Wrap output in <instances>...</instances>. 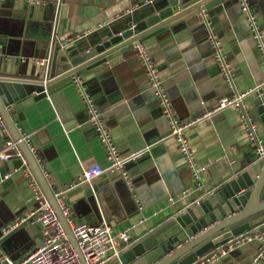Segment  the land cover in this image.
Segmentation results:
<instances>
[{
    "label": "crops",
    "instance_id": "1",
    "mask_svg": "<svg viewBox=\"0 0 264 264\" xmlns=\"http://www.w3.org/2000/svg\"><path fill=\"white\" fill-rule=\"evenodd\" d=\"M167 1L53 0L33 6L21 0H4L0 3V37L6 42L0 50L7 53L3 58L7 60L4 70L16 79H36L44 71L42 62L51 53L53 42L81 37L79 42L97 44L101 36L126 29L144 15L166 7ZM188 1L192 4L199 0ZM248 1L264 39V0ZM56 11L59 16L54 34ZM191 11L186 13L189 15L186 20L171 30L149 37L141 44L153 58L172 106L181 119L213 109L218 99L230 94L211 58L200 15H191ZM207 12L234 69L237 91L264 87V66L236 0H220ZM80 79L93 96L121 155L137 154V157L126 165L133 188L130 190L126 183V187L117 183L118 200L114 192L103 194L101 201H96L95 212L87 199L82 198L80 186L70 189L66 197L71 206V220L73 224L96 225L104 221L106 214L114 232L133 226L130 230L132 241L123 246V253L202 196L191 193L184 198L177 196L172 203L166 201L167 197L178 195L190 186L192 179L176 143L168 137L167 121L158 109L154 91L148 86L135 50L111 66L106 63L84 72ZM58 85L53 93L59 97L54 102L49 98L36 102L25 99L22 108L17 110L19 123L15 125L21 137L29 136L30 152L39 168L46 172L44 178L52 193L76 182L82 166L107 167L104 150L87 122L83 103L71 78L58 81L55 86ZM190 93L196 96L192 109L196 110L195 114L187 112L182 99L183 94ZM245 105L257 125V136L264 142V132L252 101L246 98ZM3 135L5 139H12L7 129ZM188 138L197 161L212 163L204 175V194L252 164L253 150L235 108H227L190 129ZM28 174L35 178L28 166L6 173L0 179V228L35 210ZM117 179H120L118 173L105 172L90 186L102 188ZM118 217L122 220L115 223L112 219ZM142 218L144 220L139 223ZM40 240V225L26 222L3 239L1 248L12 260L21 261ZM256 252L257 243L251 242L214 264H249ZM260 264H264V260Z\"/></svg>",
    "mask_w": 264,
    "mask_h": 264
},
{
    "label": "water",
    "instance_id": "2",
    "mask_svg": "<svg viewBox=\"0 0 264 264\" xmlns=\"http://www.w3.org/2000/svg\"><path fill=\"white\" fill-rule=\"evenodd\" d=\"M188 2V0H168L167 6L163 9L144 15L139 22L130 23L126 29L116 34L101 36L97 44H84L79 40L53 42L52 51L47 56L49 58L47 77L50 80L45 85L41 82L43 72L31 82L19 81L5 72L4 66L7 60L3 58L7 56V53L0 50V117L57 215L81 264L85 263L70 227L59 210L37 161L15 128V125L19 123L17 110L22 108L27 98H31L33 102L49 98L51 102H54L59 97V94L53 93L60 86H55L58 81L72 76H81L84 72L106 63L111 66L116 61H122L124 55L140 46L147 38L171 30L173 26L186 20L189 16L186 15L188 11L192 10L189 13L191 15L200 14L201 10H208L215 4H219L220 0H199L192 4ZM5 43V39L0 37V46H5ZM58 66H61L60 71H57ZM197 97L199 99L198 94ZM182 99L188 113L196 112L192 110L196 104L194 93L183 94ZM249 99L252 101L255 115L264 132V87H259ZM178 112L181 111L178 110ZM4 139L0 129V150ZM262 146L264 148L263 141ZM250 147L253 150L252 162H250L252 164L244 171L204 194L196 202L182 208L163 227L128 248L111 264H193L216 247L251 231L263 222L264 157H260L255 152L257 147L255 143H250ZM22 168H24L22 161L17 156H13L10 163L0 162V179H3L6 173H13L14 170ZM117 183L126 187L121 178L102 188L96 185H81L82 198L87 199L86 201L95 212L96 201L99 203L103 194L114 192L118 200ZM119 218L112 220L118 223L122 220H118ZM103 219L111 226V220L106 214Z\"/></svg>",
    "mask_w": 264,
    "mask_h": 264
},
{
    "label": "built area",
    "instance_id": "3",
    "mask_svg": "<svg viewBox=\"0 0 264 264\" xmlns=\"http://www.w3.org/2000/svg\"><path fill=\"white\" fill-rule=\"evenodd\" d=\"M4 0H0V3ZM18 1V0H12ZM20 1V0H19ZM28 5L40 6L53 0H21ZM60 0H57L59 2ZM240 13L242 14L250 36L254 42L255 49L259 55L261 63L264 66V39L261 26L258 22L256 14L252 10L248 0H236ZM202 25L206 30V40L211 50V58L215 61L219 70V75L223 83L230 89V94L223 96L217 101V105L207 111L192 116L187 119H181L175 112L170 97L163 86V78L149 54V52L141 45L135 47V51L140 59L144 69L148 86L154 91L157 99L158 109L168 124V137L172 138L176 143L177 150L182 160L188 168L192 184L180 191L178 195L167 197L166 201L172 203L177 196L184 198L191 193L203 196L205 192L204 175L212 166V163L200 164L190 146L188 131L202 122L209 120L215 114L227 109L235 108L240 114V124L250 143L257 145L255 152L260 157H264V148L261 139L257 136V125L253 123L251 117L247 113L245 99L258 90V88L248 89L243 92L237 91L235 87V72L229 62V59L221 44L220 37L215 29L212 19L206 9L200 11ZM59 12L56 11L53 22V33L56 31ZM81 37L69 39V41H77ZM49 58L42 62L44 71L42 84L45 85L50 79L48 76ZM16 79V78H15ZM23 82H31L33 80L17 79ZM71 84L77 91L87 115V122L94 130L100 146L105 153L107 167L105 169L98 165L82 166L81 174L77 181L71 183L63 190H56L53 196L56 203L70 227L71 233L76 241L78 250L80 251L85 264H111L112 260L118 258L123 250L124 245L130 244L132 237L127 227L116 232L105 221L96 225L86 223L73 224L71 220V206L67 202V192L77 186L91 185V183L100 178L105 172L118 173L119 177L127 184L131 190L133 188L131 179L128 175L126 165L129 161L136 159L137 154H131L123 157L113 141L110 131L106 125L103 115L99 112L93 96L88 92L85 83L80 76H72ZM0 129L2 133L6 131L3 120L0 117ZM22 140L30 149L29 136L24 135ZM17 156L21 159L24 168L27 169L28 164L22 157L17 143L12 139H4V144L0 150V162L10 163L12 157ZM40 170L46 177V172L42 167ZM28 171V170H26ZM28 185L32 192V199L36 208L31 213H25L18 216L12 222L5 224L0 228V264H81L78 255L73 249L65 231L62 227L57 215L47 201L39 183L32 174H28ZM1 183V180H0ZM50 186V185H49ZM51 187V186H50ZM203 193V194H202ZM200 198V197H199ZM197 200H195L196 202ZM144 218L139 220L141 223ZM30 225L39 224L41 240L39 245L32 250L25 259L14 261L1 248L4 238L13 233L24 223ZM257 243V252L255 257L249 264H260L264 260V221L259 223L254 229L237 237H234L226 243L216 247L207 255L199 258L193 264H214L221 258L234 253L242 246L251 243Z\"/></svg>",
    "mask_w": 264,
    "mask_h": 264
}]
</instances>
